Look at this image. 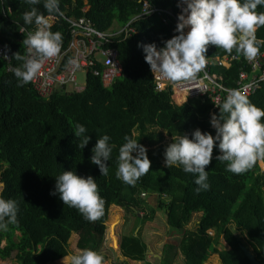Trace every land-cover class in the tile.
<instances>
[{"label":"trees","instance_id":"obj_1","mask_svg":"<svg viewBox=\"0 0 264 264\" xmlns=\"http://www.w3.org/2000/svg\"><path fill=\"white\" fill-rule=\"evenodd\" d=\"M144 1L161 9L172 8L174 14L178 12L176 0H59V9L77 18L86 16L96 29L105 32L127 25L140 12ZM43 4L44 0L38 5H29L26 0H0V43L10 53L8 64L0 58V161L4 163L0 182L5 186L0 198L18 204L17 222L0 231V260L12 258L17 251L18 264L53 263L71 254L72 235L79 236L80 250L99 253L113 205L134 214L140 222L135 233L124 235L119 243V253L127 263L132 260L150 264L147 255L151 249L141 235V225L153 219L159 208L167 225L183 233L176 251L171 252L175 249L169 247L162 264H174L176 254L183 257L182 264H205L216 254L222 257L223 264H250L242 245L264 264V200L254 191L264 174L259 161L243 174L228 172L226 164L216 159L221 154L217 142L205 169L210 187L199 192L195 175L184 172L182 166L168 168L164 164L166 147L173 138L187 135L191 139L197 128L216 134L210 128V102L195 97L180 105L175 102L170 85L157 90L143 48L138 46L155 43L157 49L162 48L166 40L178 34L176 18H170L168 24L157 17L138 20L132 24L135 35L122 36L112 44L123 72L110 86L88 75L82 93L59 90L50 99H42L33 84L18 86L13 69L22 63L14 59V54H26L22 41L35 29L34 24L23 21V13L32 7L53 22L51 31L59 32L62 42L68 40L67 23L59 12L48 13ZM86 6L89 10L84 13ZM257 12H264V6H258ZM23 28L25 33L21 34ZM256 37L264 41V27L257 30ZM259 51L264 53V44L259 45ZM233 54L235 51L229 54L210 45L206 59ZM239 57L228 69L213 68L228 88L237 86L240 69L246 68L245 58ZM247 98L264 109V87ZM214 113L219 115V108ZM76 123L84 125L85 135L90 136L83 149L77 146L79 138L73 131ZM104 135L109 136L112 148L106 162L107 175H101L99 167L91 162L92 149ZM125 136L143 145L151 161L148 173L134 186L115 175ZM167 137L170 142H166ZM64 171L95 179L104 200L100 219H84L77 209L63 204L59 193L51 194L56 177ZM142 193L154 199V204L145 201ZM197 214L195 229L187 231L186 226ZM231 226H235L238 235ZM208 232H213V236ZM222 239L231 251H219Z\"/></svg>","mask_w":264,"mask_h":264},{"label":"clouds","instance_id":"obj_2","mask_svg":"<svg viewBox=\"0 0 264 264\" xmlns=\"http://www.w3.org/2000/svg\"><path fill=\"white\" fill-rule=\"evenodd\" d=\"M26 3L38 5L40 0H26ZM177 6L182 9L175 28L178 34L166 40L160 49L155 43L138 45L143 48L150 71L160 79L173 84L195 81L206 66V52L210 45L229 54L235 51L238 56L252 61L260 52L259 45L264 44L256 37L257 30L264 27V12H257L258 6H264V0H178ZM43 7L48 13H58L59 0H44ZM23 21L26 25L34 24L35 31L29 32L22 41L26 54H14V59L22 62L13 69L21 87L39 75L44 61L55 58L62 45V35L50 30L49 20L36 7L23 13ZM185 28L190 29L186 34ZM4 61L8 64L10 58ZM69 63L78 67L74 60ZM216 105L219 115L213 113L210 119L214 127L212 130H216L215 136L197 128L191 139L187 135L173 138L164 153L166 167L182 166L184 172L196 176L197 192L210 187L205 169L211 163L217 142L221 154L216 159L226 164L228 172L243 174L259 161L264 173V109L252 104L246 95L236 89L228 90L226 99ZM73 131L79 138L77 146L83 149L90 140V136L85 135L87 129L76 123ZM109 139L108 135H104L92 149L91 162L99 167L101 175L108 174L106 162L112 152ZM124 139L126 142L119 148L115 175L117 179L134 186L148 173L151 161L143 145L128 136ZM133 152L137 154L133 156ZM4 187L0 182V192ZM56 193H59L64 205L77 209L90 222H95L104 214V200L91 176L83 178L73 171H64L56 177L51 194ZM141 196L146 198V193ZM17 213L16 201L0 198V231H6L8 225L17 222ZM208 235L213 236V232H208ZM103 261L104 257L94 250L83 249L76 254L71 250L70 264H103Z\"/></svg>","mask_w":264,"mask_h":264},{"label":"built area","instance_id":"obj_3","mask_svg":"<svg viewBox=\"0 0 264 264\" xmlns=\"http://www.w3.org/2000/svg\"><path fill=\"white\" fill-rule=\"evenodd\" d=\"M177 8L178 12L174 14L172 9H161L144 1L140 12L127 25L123 28L114 26L105 32L96 29L86 16L78 18L73 15L69 16L59 9V16L67 22L66 37L68 40L62 42L60 53L55 58L44 61L39 75L30 83L33 84L34 89L42 99H49L59 90H70L74 93L82 92L84 87L78 88L76 85V73L79 71H83L86 78L90 75L100 79L104 86H110L116 78L122 76L123 72L117 53L111 47L112 44L122 36L127 38L135 35L136 32L132 28V24L138 20L157 17L165 24L169 23L170 18H176L177 22L178 14L182 10L181 7ZM88 10L89 7L86 6L83 12L86 13ZM55 20H58V16L55 17ZM49 23L53 27V22L49 21ZM22 30L23 32L20 31V33H25V29ZM0 58L7 61L10 58L7 46L4 44H0ZM72 60L76 61L78 67L69 63ZM239 60L240 57L237 54L206 59L205 68L191 83L173 84L152 74L157 90L162 91L172 85L173 97L176 93L183 97L181 102H178V98L174 97L177 104L182 105L189 98L207 99L212 105L209 114L211 116L218 108L216 104L222 103L226 99L228 90H240L242 94L250 97L264 85V53L258 52L257 57L252 61L245 58L246 68L240 69L237 86L235 88L226 87L222 76L213 68L228 69Z\"/></svg>","mask_w":264,"mask_h":264},{"label":"rangeland","instance_id":"obj_4","mask_svg":"<svg viewBox=\"0 0 264 264\" xmlns=\"http://www.w3.org/2000/svg\"><path fill=\"white\" fill-rule=\"evenodd\" d=\"M189 30H190L189 28L188 30L187 28H185L186 33ZM85 84H86V75L83 71H79L78 73H76V85L78 88H83ZM67 91L71 92L70 90ZM174 97L178 98V102H181L183 100V97L180 96V94L178 93H176ZM210 128L212 129L214 127L211 125ZM170 141L171 138L167 137L166 142H170ZM136 154L137 153H133V156H135ZM3 167H4V163L0 161V168L2 169ZM254 191L256 193H259L264 200V177L260 179V182L254 188ZM144 200L148 201L149 204H152L154 201V199H152L151 197L144 198ZM165 200L168 201L166 197ZM148 211L149 209H147V213H149ZM197 217L198 214L193 216L194 219L185 228L187 229V231H192L193 229H195L196 227L195 221ZM139 226H140V222L138 221V219L135 217L134 214L130 212L125 213L119 208H114L112 205V207L109 210L108 220L105 224L106 228H105L104 238L99 252L104 257L103 264H143V262L132 261V260L129 261V263H127L119 253V243L121 238L124 235L129 236V234H133L134 229L136 230ZM141 227H142L141 235L144 241L149 245L151 249V251L147 255V261H149L150 264H162L165 261L164 258L166 256V252L169 250V247H174L175 249L173 251L170 250L171 252L176 251V248L183 234L182 232H177L173 230L167 225L164 212L159 208H156V212L154 214L153 219L146 221V223L142 224ZM231 229L235 230V226H231ZM235 232L237 234V231ZM19 235L20 234L17 233V236ZM79 239L80 238L77 235L72 236L70 239L69 242L70 249L72 250L73 254H76L80 251V248L78 246ZM5 244L6 242L3 241L2 246H4ZM218 248L219 251L232 250L224 239H222L221 245H219ZM16 253L17 251L13 253L12 258L10 259H7L5 261L0 260V264H18L15 258ZM173 261L174 264H182L183 257L180 254H176ZM223 263L224 262L222 260V257L219 256V254H216L210 256L207 263L205 264H223ZM49 264H58V263L56 262ZM60 264H70V255H68L65 258V261Z\"/></svg>","mask_w":264,"mask_h":264},{"label":"water","instance_id":"obj_5","mask_svg":"<svg viewBox=\"0 0 264 264\" xmlns=\"http://www.w3.org/2000/svg\"><path fill=\"white\" fill-rule=\"evenodd\" d=\"M241 249H242L243 253L245 254V257L250 262V264H262L260 261L257 260L255 254L253 253L252 250H250L249 248H247L246 246H243V245L241 246Z\"/></svg>","mask_w":264,"mask_h":264},{"label":"crops","instance_id":"obj_6","mask_svg":"<svg viewBox=\"0 0 264 264\" xmlns=\"http://www.w3.org/2000/svg\"><path fill=\"white\" fill-rule=\"evenodd\" d=\"M114 208H117V207H114ZM112 232V231H111ZM67 257V256H66ZM66 257H63V258H61V259H58V260H56L55 262H53V263H58V264H60V263H62V262H64L65 261V258ZM62 261V262H61Z\"/></svg>","mask_w":264,"mask_h":264},{"label":"bare ground","instance_id":"obj_7","mask_svg":"<svg viewBox=\"0 0 264 264\" xmlns=\"http://www.w3.org/2000/svg\"><path fill=\"white\" fill-rule=\"evenodd\" d=\"M187 30H188V28H187Z\"/></svg>","mask_w":264,"mask_h":264}]
</instances>
